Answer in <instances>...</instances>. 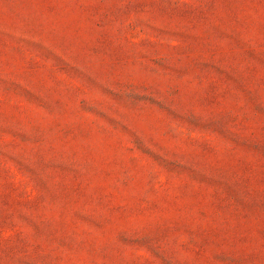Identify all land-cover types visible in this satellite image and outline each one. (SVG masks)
<instances>
[{
	"label": "rangeland",
	"instance_id": "1",
	"mask_svg": "<svg viewBox=\"0 0 264 264\" xmlns=\"http://www.w3.org/2000/svg\"><path fill=\"white\" fill-rule=\"evenodd\" d=\"M0 264H264V0H0Z\"/></svg>",
	"mask_w": 264,
	"mask_h": 264
}]
</instances>
